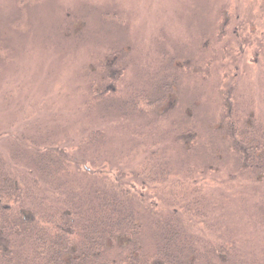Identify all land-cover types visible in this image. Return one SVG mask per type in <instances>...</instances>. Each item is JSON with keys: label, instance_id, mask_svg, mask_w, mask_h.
<instances>
[{"label": "rangeland", "instance_id": "1", "mask_svg": "<svg viewBox=\"0 0 264 264\" xmlns=\"http://www.w3.org/2000/svg\"><path fill=\"white\" fill-rule=\"evenodd\" d=\"M0 45V136L98 131L105 166L148 154L196 183L209 245L257 249L264 183L223 132L264 120V0H0Z\"/></svg>", "mask_w": 264, "mask_h": 264}, {"label": "trees", "instance_id": "2", "mask_svg": "<svg viewBox=\"0 0 264 264\" xmlns=\"http://www.w3.org/2000/svg\"><path fill=\"white\" fill-rule=\"evenodd\" d=\"M226 112L225 141L240 169L264 183V120L256 124L250 115L242 124ZM5 133L0 264H264V195L257 249L213 246L196 227L208 215L200 188L167 165L155 166L154 156L128 171L98 161V131L79 147L61 146L49 133ZM127 154L123 164L138 152Z\"/></svg>", "mask_w": 264, "mask_h": 264}]
</instances>
